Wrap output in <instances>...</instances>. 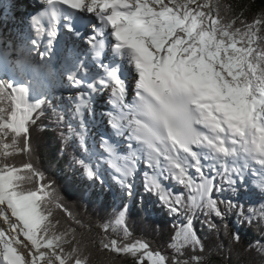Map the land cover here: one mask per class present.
Returning <instances> with one entry per match:
<instances>
[{"label":"snow or ice","instance_id":"obj_1","mask_svg":"<svg viewBox=\"0 0 264 264\" xmlns=\"http://www.w3.org/2000/svg\"><path fill=\"white\" fill-rule=\"evenodd\" d=\"M31 7L20 43L0 50V264H90L82 236L54 218L43 172L30 160L15 163L31 155V126L49 108L58 128L70 117L59 135L65 145L78 142L80 178L100 198L111 193L145 214L159 203L189 217L169 256L132 238L122 203L98 225L101 250L133 264H206L196 254L205 245L193 216L203 213L213 232L211 217L229 212L241 224L264 221V203L259 213L251 204L264 202V10L248 19L221 0H32ZM53 83L75 90L70 108L54 103ZM225 190L230 198L221 199ZM231 239L238 244L239 232Z\"/></svg>","mask_w":264,"mask_h":264},{"label":"trees","instance_id":"obj_2","mask_svg":"<svg viewBox=\"0 0 264 264\" xmlns=\"http://www.w3.org/2000/svg\"><path fill=\"white\" fill-rule=\"evenodd\" d=\"M221 2L230 5L234 13L244 11L248 19L264 10L257 0H221ZM56 96L54 103L58 108L71 107L67 96L64 97L61 93H56ZM69 122L70 117L65 115L64 124L58 128L53 112L50 108L47 109L36 124L31 126V155L22 154L15 157L17 165L30 160L43 172L46 177L44 182L51 185L54 218L59 220L60 228L75 229L77 234L82 236L90 254V264H133L132 257L101 250L99 245L102 233L98 225L110 222L120 210L121 204L127 203L129 205L127 223L132 238L145 239L150 242L153 250L171 256L173 253L168 246L172 242V237L178 228L187 223L189 217L171 214L159 203L155 204L151 214H145L138 204L127 200L121 201L114 198L111 193L100 198L98 193L89 187L91 182L80 178L81 172L74 160V157L79 158L82 155L78 142L73 138L65 145L59 135L60 130L67 132ZM105 168L107 169V166ZM107 171L111 170L107 169ZM169 184V189L173 192H187L175 181ZM139 192L144 195L142 187L139 188ZM219 195L221 199L230 198L227 190ZM152 199L155 200V197ZM261 203L264 202H251L257 213ZM245 207L247 209L249 205L246 204ZM211 219L218 225L219 230L216 232L208 228L203 213L192 217L193 227L205 245V251L196 254L202 255L206 264H264V260L256 251L257 242L264 244V221L256 219L251 225L241 224L235 212H229L224 220L215 216ZM77 220L86 227L81 228L76 223ZM224 224L228 225L227 232ZM235 232L240 234L238 244H233L231 239V234ZM217 245H222V250L218 249ZM191 255L192 252L188 249L184 258H189Z\"/></svg>","mask_w":264,"mask_h":264},{"label":"bare ground","instance_id":"obj_3","mask_svg":"<svg viewBox=\"0 0 264 264\" xmlns=\"http://www.w3.org/2000/svg\"><path fill=\"white\" fill-rule=\"evenodd\" d=\"M31 2V0H0V37L2 40L9 41L13 43V45H18L20 43V37L27 28V14L32 9ZM79 45L83 47L82 42H79ZM34 55L35 54L32 52L31 58L33 60L35 59ZM37 58L38 61H40L39 55ZM54 60L52 63L53 70H55L60 63L59 57L56 62ZM53 85L56 86L60 84L53 83ZM100 108L107 110V106L103 103L100 104ZM93 133H95V129H93ZM0 226L3 225L0 224Z\"/></svg>","mask_w":264,"mask_h":264},{"label":"rangeland","instance_id":"obj_4","mask_svg":"<svg viewBox=\"0 0 264 264\" xmlns=\"http://www.w3.org/2000/svg\"><path fill=\"white\" fill-rule=\"evenodd\" d=\"M2 38H3V37H2ZM0 41H1V49H0V50H2V49L5 48V40H4V39L2 40L1 37H0ZM34 57H35L34 60L36 61V59H37L36 62H39V61H38V58H37L35 55H34ZM64 85H65V84H64ZM51 86L54 87L53 84H52ZM69 91H70V92H75V90H73V89H71V88H69ZM70 95H72V94H70ZM74 95H75V94H74ZM74 95H73V96H74ZM97 139H98V137H97ZM197 179H198V177H197ZM166 182H167V184H168V181H166ZM165 184H166V183H165ZM166 186H167V185H166Z\"/></svg>","mask_w":264,"mask_h":264},{"label":"water","instance_id":"obj_5","mask_svg":"<svg viewBox=\"0 0 264 264\" xmlns=\"http://www.w3.org/2000/svg\"><path fill=\"white\" fill-rule=\"evenodd\" d=\"M257 2L259 3L260 6L264 8V0H257Z\"/></svg>","mask_w":264,"mask_h":264}]
</instances>
